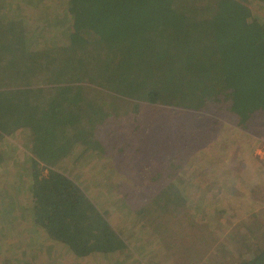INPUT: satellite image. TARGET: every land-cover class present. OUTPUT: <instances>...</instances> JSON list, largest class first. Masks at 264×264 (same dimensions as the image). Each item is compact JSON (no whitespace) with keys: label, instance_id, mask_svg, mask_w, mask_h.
<instances>
[{"label":"rangeland","instance_id":"1","mask_svg":"<svg viewBox=\"0 0 264 264\" xmlns=\"http://www.w3.org/2000/svg\"><path fill=\"white\" fill-rule=\"evenodd\" d=\"M19 1L0 0L4 17L24 14L31 1L34 13H52L32 15L50 24L47 38L34 48L51 52L69 40L70 0H21L17 6ZM229 2L264 26L263 1ZM39 81L31 88L48 89L47 111L71 110L74 129L91 141L89 150L80 149L82 138L70 130L77 144L40 161V173L52 167L69 174L122 234L127 249L97 259L76 257L31 224V199L18 179L27 180L32 171L40 138L22 128L0 139V264H238L264 247V110L242 128L229 100L190 112L123 98L88 81H72L62 93L63 84L45 76Z\"/></svg>","mask_w":264,"mask_h":264},{"label":"trees","instance_id":"2","mask_svg":"<svg viewBox=\"0 0 264 264\" xmlns=\"http://www.w3.org/2000/svg\"><path fill=\"white\" fill-rule=\"evenodd\" d=\"M27 3L29 9L11 19L0 3V139L22 128L40 138L32 171L18 179L31 199V224L76 257L121 253L127 249L122 234L69 174L52 167L40 173L39 162L73 149V137L87 149L91 141L74 129L76 114L65 107L49 113L48 89L31 86L45 76L63 84L62 93L72 81H88L123 98L190 112L229 100L246 128L251 115L264 110V26L229 0H70L73 32L48 52L34 47L50 24L32 15L52 13H34ZM26 23L34 26L26 29ZM94 60L98 66L91 68ZM63 139L71 141L67 147ZM238 264H264V247Z\"/></svg>","mask_w":264,"mask_h":264}]
</instances>
